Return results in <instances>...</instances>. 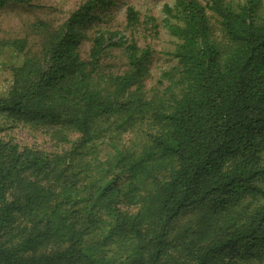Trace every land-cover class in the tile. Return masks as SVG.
I'll list each match as a JSON object with an SVG mask.
<instances>
[{
  "label": "trees",
  "instance_id": "trees-1",
  "mask_svg": "<svg viewBox=\"0 0 264 264\" xmlns=\"http://www.w3.org/2000/svg\"><path fill=\"white\" fill-rule=\"evenodd\" d=\"M112 5L0 41L21 57L0 114L65 146L0 138V264H264V0L164 5L176 66L150 94L143 22L101 18Z\"/></svg>",
  "mask_w": 264,
  "mask_h": 264
},
{
  "label": "rangeland",
  "instance_id": "rangeland-1",
  "mask_svg": "<svg viewBox=\"0 0 264 264\" xmlns=\"http://www.w3.org/2000/svg\"><path fill=\"white\" fill-rule=\"evenodd\" d=\"M86 0H26L22 5L8 3L0 6V41L8 43L12 40L26 38L29 45L39 46L41 30H38V23L58 25L65 21L69 14ZM113 5L105 12L100 13V17H108L112 22L118 23L123 20V13L126 6L133 7L139 14L143 26L137 37L141 48L148 46L152 51V58L149 64V76L145 81L144 90L147 94L151 89H163L169 85L166 78L161 77L162 73L170 72V69L176 66L171 53L174 49L175 39L169 36L166 29L161 25L164 17L162 8L164 5H172L174 0H112ZM205 5L209 0H198ZM235 3L237 0H226ZM209 21L213 28V39L223 44L221 34L218 32L215 18L207 12ZM152 18L154 21H150ZM222 41V42H221ZM10 49L0 48V96H3L11 84V67L21 61V57L14 55ZM11 57V60L8 58ZM157 81L161 82L158 85ZM0 138L10 140L20 147H28L42 152H56L65 146L58 145L51 140L45 132L38 128H32L29 124L15 122L8 119L4 114H0ZM137 129V126H135ZM120 143L128 145L135 142L138 135L135 130L119 132ZM257 185L264 189V177L257 182ZM258 200L247 197L238 209L242 206H254ZM184 218V217H182ZM249 264H256L250 262Z\"/></svg>",
  "mask_w": 264,
  "mask_h": 264
}]
</instances>
